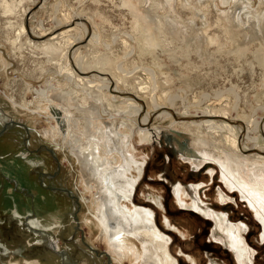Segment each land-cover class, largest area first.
Returning a JSON list of instances; mask_svg holds the SVG:
<instances>
[{
	"label": "rangeland",
	"instance_id": "1",
	"mask_svg": "<svg viewBox=\"0 0 264 264\" xmlns=\"http://www.w3.org/2000/svg\"><path fill=\"white\" fill-rule=\"evenodd\" d=\"M122 1L66 0V4L69 12L81 13L82 22L87 26L85 39L69 51L70 67L83 78L96 75L108 79L110 86L106 95L109 98H119L117 104L124 99L136 100L141 108L139 124L145 114L150 113L148 122L142 126V129L149 131L148 140L141 141L135 132L131 137V144L129 143L128 148L141 165V171L137 176L131 201L125 204L153 212L156 227L169 238V253L176 264H264L263 230L254 210L241 198L238 191L230 192L225 187L216 162L194 169V161L184 159H188L185 155L188 148L194 150L191 137L183 136L185 130L173 125L202 124L204 129L203 124L213 122L216 126H231L235 129L237 148L243 156L264 157V69L255 59L257 54L264 55L260 45V42L264 43V0H189L196 6H190L182 0H125L128 2L127 6ZM55 3L56 0H37L32 4L29 0L24 4L25 14L22 7L6 16L0 13V53L8 63V68L0 72V91L11 97L16 104H26L31 109L37 106L38 101L34 90L43 89L47 84L44 79H39V74L35 71L39 62L34 56L41 54L27 45L25 39L35 41V44L50 39L36 41L33 31L38 23L43 22L45 26L50 23ZM146 13L157 15L162 20L175 18L181 22L179 26L185 27L188 33L195 31L196 35H201L202 30H207L209 36L216 35L222 39L203 46L201 55L197 54V49L191 47L186 50L184 45L175 40L170 41L165 52L158 48L154 53L140 55L137 42L140 41L139 33L137 41H130L134 47L133 57L125 58V51L118 44L113 45L110 51L105 50L104 42L113 38L121 41L126 34L133 35L134 21H141V17L137 15L146 16ZM77 21L73 23H78ZM19 24L25 28L26 36L21 39V46L13 48L11 43L16 37ZM224 30L228 34L230 32L234 37L233 41L228 37V43L223 41L226 35ZM95 31L102 40L100 45L90 42ZM76 49L78 51L75 57H81L90 65L94 64L96 58H99L100 65L105 61L115 68L125 65L127 71H132L129 83L133 89L123 87L122 91H116L112 77L108 76L109 72L99 74L94 69L85 72L78 70L72 56ZM149 72L154 73L153 78ZM50 82L52 86L56 85L55 81ZM142 87L146 88L147 93L144 89L141 92L138 90ZM225 89L231 91L218 100L205 101L201 98L205 93ZM150 93L158 96L154 94L150 98ZM235 93L240 97L238 104L233 96ZM153 100L156 101L155 104L152 103ZM213 103L215 108H224L227 115L192 113L193 110H211ZM147 105L156 106L157 109L151 110ZM13 109L0 92V112L3 114L0 118V143L9 144L6 150L0 149V156L9 154L10 157L19 158L15 156L18 152H28L29 158L40 165L35 168L31 164L33 169L27 170L25 175L29 180L28 186L35 189L32 184L36 183V189L44 192L47 200L51 202L50 198L58 197L60 203L63 202V207L61 211H57L51 202L53 206H46L53 215L43 216L35 210L25 216L24 210H19L20 216L14 214L8 195L17 193V199L21 201L23 195L28 194L24 190L26 184L16 186L12 181L1 180L0 264H118L111 255L101 230L94 227L95 220L91 216L94 196L85 191L80 167L70 151L63 144L56 148L50 140L42 138V131L49 129V124L43 117L30 116L20 107ZM163 112L168 113L169 117H160ZM242 114H251L259 125L256 147L247 142L248 123L245 122L247 119L240 118ZM105 120L106 123L110 122ZM122 134L121 138L125 135ZM3 137L7 139L1 140ZM175 137L179 140L184 138L182 141H186L185 149L178 146ZM55 140L62 143L60 137ZM183 142L180 145L184 146ZM131 173L137 174L134 170ZM9 184L15 192L6 190ZM178 185L183 191L180 199L185 206L180 205L173 193ZM220 190L227 195L225 202L219 199ZM28 202L30 206L35 203L31 199ZM194 204H197L196 207ZM22 207L21 203L20 208ZM215 215H222L230 225L244 228L241 238L243 237L245 247H248V258H237L225 235L216 230L213 220ZM50 216L52 217L48 218ZM29 219L37 220V230L28 226ZM50 240L57 242L58 250L54 249L56 246L49 248L52 242ZM17 249L20 253L16 254ZM121 264L130 262L126 259Z\"/></svg>",
	"mask_w": 264,
	"mask_h": 264
},
{
	"label": "bare ground",
	"instance_id": "2",
	"mask_svg": "<svg viewBox=\"0 0 264 264\" xmlns=\"http://www.w3.org/2000/svg\"><path fill=\"white\" fill-rule=\"evenodd\" d=\"M35 1L37 0H31V3L34 4ZM162 1L164 2V0ZM182 1L190 6H196L189 0ZM27 2L29 0L14 2L0 0V13L2 16H6L13 14L16 9L22 7L23 14H25L26 8L24 4ZM66 3V0H56L51 12L50 23L46 26L43 22L38 23L36 30L33 31L36 41H43L49 37L50 39L40 44H35V41L31 42L28 38L25 39L27 45L41 54V56H34L39 62L35 71L38 72L39 79H44L47 84H45L46 86L43 89L34 90L36 99H38L36 102L37 106L31 109L26 104L18 105L11 97H8L2 91L0 92L14 109L20 107L30 116H37L41 119L43 117L49 124V129L42 131V138L50 140L56 148L63 144L70 151L71 156L80 167V173L84 178L85 191L93 193L94 196L93 213L90 211L91 216L95 220L93 222L94 227L97 230H101L102 235L107 240L111 255L116 258L118 264L123 263L126 259L129 260L130 264H176V260L169 253V238L156 227L153 221V212L143 207H130L125 204L131 201L132 193L138 181L137 176L141 171V165L137 163L128 147L135 132L139 135L141 141L148 140L149 131L142 128L148 122L150 113L147 112L141 119V124H139L138 117L140 116L141 108L136 103V100L135 102L131 98L124 99L122 103L117 104V101L120 100L119 98H109L106 95L110 86L108 79L97 77L96 75L91 78H83L70 67L69 51L85 39L87 26L82 22L81 13L69 12ZM122 3L126 5L128 2L123 0ZM130 10L133 11L134 9ZM145 15H137L139 18L141 17V21L139 19L134 21L132 27L133 35L126 34L121 41L113 38L104 42L105 50L110 51L113 45L118 44L125 51V58L133 57L134 47L130 41H137L139 33L140 41L137 42L140 47V55L154 53L158 48L165 52L166 46L171 40L180 42L186 50L191 47L197 49V54L201 55L203 46L211 45L221 38L216 35L209 36L207 30H202L201 35L198 33L196 35V32L192 29L193 33H188L185 27L179 26L181 22L175 18L162 20L157 15L153 16L150 13ZM76 20H78V23H73ZM16 29V37L11 43L13 48L20 45L21 39L26 36V31L22 24H19ZM224 32L226 35L225 37L222 36L223 41L228 43V39L234 40L230 32L229 34L227 30H224ZM224 32L222 35H224ZM141 40L143 43H141ZM101 41L99 33L95 31L91 36L90 42L100 45ZM260 45L264 50V43L260 42ZM77 51V49L74 50L72 56L78 70L85 72L94 69L99 74L109 72L110 75L108 76L112 77L116 91H122L121 88L123 87L126 89L131 87L133 89L129 83L132 78L129 75L132 71H127L128 69L125 65L115 68L106 63V61L100 65L99 58H96L94 64L90 65L85 60H82L81 57H75ZM255 59L258 65L264 69V55L257 54ZM7 66L8 63H6L0 53V72L6 70ZM148 70L150 71V69ZM49 72H51L50 76H48ZM148 74L153 78L154 73L149 72ZM50 80L55 81L56 85L52 86ZM145 87L138 90L141 92L144 89L146 92ZM147 91L149 92V90ZM230 91L225 89L214 91L210 94L205 93L201 98L205 99V101L218 100ZM233 92L235 91L233 90ZM154 94H151L150 98H153L152 95ZM165 95L163 96L165 97ZM156 96L158 95L156 94ZM233 96L236 104H238L240 97L236 93ZM162 99L164 100V98ZM155 100L157 99L155 98ZM155 100L152 103L155 104ZM157 102L159 101L157 100ZM214 103L211 110L209 108L203 111L193 110L192 113H207L210 115L220 113L227 115L224 108H215L213 106ZM147 107L151 110L156 108L153 105H147ZM243 114L240 118L247 119L245 122L248 123L247 142L251 146H255L259 141L257 136L259 125L256 120H253L251 114L250 116H244ZM160 117L166 118L169 117V114L163 112ZM105 119L110 122L106 123ZM173 125L176 127L180 126L185 130L183 136L187 135L189 137L190 135L191 137L194 150L188 148L189 150L185 152L188 159L184 158L183 154L182 158L186 160L192 159L194 161V169H199L210 162H216L220 167L221 179L225 187L230 192L238 191L241 198L247 201L250 208L254 210L255 217L262 225L264 236V157L243 156L237 148L236 132L231 126H216L213 122L203 124L205 125L203 126L205 127L204 129H202V124ZM172 129L175 130L176 128L172 127ZM122 133L125 134L123 138L120 137L123 136ZM56 137H60L62 143L57 142L55 140ZM183 139L179 140L176 137L174 139L176 142L178 141V146L181 149H185L186 141L183 142ZM181 142L184 143V146L180 145ZM133 170L137 172L136 175L131 173ZM174 189L173 193H175L177 201L180 205L185 206L184 201L180 199V194L183 192L180 185ZM219 199L221 202H225L227 199V195L222 193L221 190L219 191ZM196 205L194 204L195 207ZM213 220L216 230L225 235L227 243L233 248L237 258L239 260L248 258L249 253L246 249L248 247H245L242 240L243 237L241 238L244 228L240 225H230L222 215H215ZM28 226L36 229L37 220L29 219ZM134 241L138 243L140 248L137 247ZM54 247L55 243L50 242L49 248L52 249ZM17 250L15 253H20V250ZM15 253L12 254L15 255Z\"/></svg>",
	"mask_w": 264,
	"mask_h": 264
},
{
	"label": "crops",
	"instance_id": "3",
	"mask_svg": "<svg viewBox=\"0 0 264 264\" xmlns=\"http://www.w3.org/2000/svg\"><path fill=\"white\" fill-rule=\"evenodd\" d=\"M3 114L0 112V118H2ZM7 138L3 137L1 140H5ZM9 145L6 142H2L0 143V149L2 150H6L8 148ZM12 146V145H11ZM26 153L25 151L23 152H18L15 156H18L19 158H14V157H10L9 154H4L2 156H0V176L3 175V177H0V184H1V180H8V181H12V183H15L16 186H20L18 184H21V186L23 184H26V188H24V190L27 191V195L24 194L23 199H21V201L19 199H17L18 194L15 193L14 195H8V198L11 200L12 203V211L14 212V214H17L20 216L19 214V210H24V215H28L30 213H34V210L36 212H41V214L43 216H47L49 215H53L52 212L50 211V209L46 206L47 203V198L45 194H42L41 192H39L36 189V183L32 184L34 188H30L29 185V180L26 178V172L28 169L32 168L33 169V164L31 165L29 163V161L26 160V158H24L21 154ZM27 159L29 158V153L27 152ZM30 159V158H29ZM31 161H33L32 159H30ZM10 184L7 186L6 190L8 192H15V189L10 188ZM1 188V185H0ZM23 188V187H21ZM10 194V193H9ZM29 198V199H28ZM54 199H56L54 206L57 204L58 201V197H52ZM32 200L33 202L35 201L34 204H32V206H30L28 200ZM22 203L23 207L22 209L20 208V204ZM50 206H53L50 205ZM32 208V210H31ZM58 208V206H57ZM57 210V209H56ZM58 211V210H57ZM29 212V213H28ZM36 216H38V214H36ZM56 216V215H55ZM52 216L48 217L51 218ZM57 217V216H56ZM59 218V217H58Z\"/></svg>",
	"mask_w": 264,
	"mask_h": 264
},
{
	"label": "flooded vegetation",
	"instance_id": "4",
	"mask_svg": "<svg viewBox=\"0 0 264 264\" xmlns=\"http://www.w3.org/2000/svg\"><path fill=\"white\" fill-rule=\"evenodd\" d=\"M22 155H25V156H23V157L26 158L27 161H30V159H27V154H26V153H23ZM33 162H34V161H30L29 163H30V164H33ZM33 165H34L35 168H38V167L40 166L37 162H34ZM36 185H37V184H36ZM41 188H42V187H41ZM42 189H43V188H42ZM42 194H45V193L42 192ZM50 200H51V202H53V204H54L55 201H56V199H54V198H50ZM60 201H61V200L58 199L57 204L55 205V208H56L58 211H61V209H62V207H63V202L60 203ZM51 202H50L49 200H47V203L50 204V205H52ZM57 206H58V208H57ZM50 241L55 242V241H53V240H50ZM55 244H56V245H55L56 247H55L54 249H55V250H58V248H57V247H58V246H57V242H55ZM53 251H54V250H53Z\"/></svg>",
	"mask_w": 264,
	"mask_h": 264
}]
</instances>
